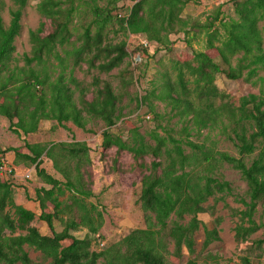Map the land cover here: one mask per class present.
<instances>
[{
    "label": "trees",
    "instance_id": "obj_1",
    "mask_svg": "<svg viewBox=\"0 0 264 264\" xmlns=\"http://www.w3.org/2000/svg\"><path fill=\"white\" fill-rule=\"evenodd\" d=\"M121 1L124 0H113L111 7L101 9L96 6L91 10L94 19L84 29L78 44H74L73 13L63 8V0H11L16 10L11 12L8 27L0 17V116L10 123L9 130L19 136L37 133L41 121H56L60 126L71 122L87 131L84 114L102 120L107 127L102 133L103 150L116 148L118 153L130 154L134 168L143 173L139 203L147 227L134 230L121 242L104 250H97L100 238L95 236L102 227V215L98 212L89 214L81 205L82 198H69L71 205L60 201L67 190L82 195L88 193L67 176L68 182H62L43 167L44 157L51 160L68 157L67 152L73 159L87 155L86 144L49 147L26 144L29 154H19L17 150L0 151V168L4 164L14 167L4 158L10 151L35 166L38 177L50 187L37 190L36 201L39 220L48 225L51 234L42 235L32 227L37 214L15 203L12 181L15 172L7 179L0 177V264H34L25 247L40 252L49 264H98L100 260L104 264H171L174 260L178 264H200L196 235L203 228L202 251L205 252L220 240L221 223L216 219L212 226H207L200 220V215L206 213L205 205L209 199L232 193L229 183L201 170L212 173L218 169V163H226L238 171L248 188V201H243L245 209L233 213L237 219L235 241L244 244L262 228L255 217L259 205L264 202V76L260 77V73H264V0H233L235 19H220L218 12L211 23L200 26V31L207 34V47L218 50L227 69H222L206 53L194 52L190 62L175 66L176 80L165 82L157 96L160 100L168 99L177 111L176 115L193 124L199 132L225 119L223 131L237 148L239 159L226 153H213L205 145L188 139L185 142L170 133L167 136L158 132L143 135L138 128L129 130L127 138L113 133L122 114L120 96L109 82L95 80L94 97L87 101L89 91L73 77V70L70 78L62 73L55 82L42 74L33 73L28 78L14 72L11 75L14 44L21 34V21L31 2H38L37 11L50 22L52 32L45 36L46 23L43 22L37 31L30 33L33 58H25L28 65H41L46 57L55 55L61 48L67 58H74V67L87 64L101 73L110 74L130 57L127 42L105 43L107 28L114 21L119 20L121 29L131 36L147 39V46L142 44L136 52L148 59H152L148 51L151 43L169 49L171 36L184 32L188 26L183 13L189 0H138L126 16H118V19L113 14ZM68 45H74L72 50L67 51ZM233 60L236 61L234 66ZM220 74H225L229 80L245 78L248 83L259 86V95L242 98L239 107L225 103L227 96L216 86V77ZM70 84L80 94L79 104ZM145 101L147 98L141 99L139 105ZM189 130L186 126L182 132L189 134ZM258 144H263V149L249 165L246 158L256 152ZM185 146L191 149L189 154ZM48 203L54 205L56 217L65 209L71 214L61 232L55 229L56 214L48 212ZM81 227L90 233L84 239L71 234ZM257 245L264 246V240L258 241ZM186 255L188 259L183 262ZM243 262L250 264L248 259Z\"/></svg>",
    "mask_w": 264,
    "mask_h": 264
},
{
    "label": "rangeland",
    "instance_id": "obj_2",
    "mask_svg": "<svg viewBox=\"0 0 264 264\" xmlns=\"http://www.w3.org/2000/svg\"><path fill=\"white\" fill-rule=\"evenodd\" d=\"M63 1V8L72 10L73 13L71 30L73 33L72 43L74 44H78L77 41L84 33V29L94 19L91 10L96 6L101 9L111 7L113 2V0ZM137 1L118 2L117 11L113 16L118 19L121 18L120 16H126ZM37 4L38 2H31L24 12L21 21V34L14 44L15 53L11 63V75L14 72L16 75L21 74L28 78L33 73L42 74L43 76L47 75L51 82H55L62 73L70 78V72L73 70V77L89 91L87 101H92L94 97L93 83L95 80L109 82L120 96L119 108L122 114L121 119L112 130L113 133L121 134L124 138L128 137L129 130L133 128H138L143 135L158 132L162 136H167V133H170L173 137L183 139L185 142L188 139L195 144L205 145L213 153H226L237 159L241 158L237 148L229 140L227 132L223 131V125L227 123L225 119H221L216 124L199 132L193 124L187 123L176 115L177 111L173 109L168 99L157 98L162 92L165 82L176 80L175 66L178 63L190 62L194 57V52L206 53L222 69H227L218 50L207 47L208 37L204 31H200V26L211 23L217 17L218 12L221 13L220 19H235L233 0H189L183 13V18L188 21L185 31L171 36L172 45L169 49L160 48L157 44L151 43L148 51L152 59L142 58L140 52H136L142 48V44H147V39L144 36H131L121 29L119 20L114 21L107 28L105 43L127 42L130 57L119 69H115L110 74L101 73L98 69L90 68L87 64L74 67V58H67L66 52L61 48L56 50L60 59L55 54L46 57L41 65H37V63L28 65L25 58H33L30 33L37 31L43 22L46 23L45 36L52 32L50 22L43 19L38 13ZM14 10L16 7L11 0H0V17L3 19L5 27L9 26L11 12ZM145 44L144 46H146ZM73 46H66L67 51L72 50ZM235 62L233 60V66ZM263 76L264 73L261 72L260 77ZM216 86L221 93L227 96L225 103L228 102L234 107H239L240 100L244 97L259 95V86L248 83L245 78L229 80L225 74H220L216 77ZM70 87L74 90L76 103L79 104L78 90L72 84ZM38 89L41 91V87ZM143 98H147V101L139 105V101ZM217 103H220V100ZM83 116L86 120L87 131L78 128L71 122L60 126L56 121H41L38 132L28 136H19L11 132L8 120L0 116V151L17 150L19 154H29L26 144H40L47 147L60 144H86L87 155L73 159L67 152L68 157H55L53 160L44 157L43 167L47 173L58 180L68 182L67 178H69L79 189L88 193L82 195L67 190L66 195L60 197V201L71 205L72 201L69 198L76 196L78 199L82 198L80 202L83 204L81 205H84L89 214L98 212L102 215V227L95 237L100 238V246L97 250H104L121 242L134 230L147 227L145 214L139 203L140 182L143 173L134 168L130 154L118 153L116 148L103 150L102 133L107 129L106 124L102 120L92 119L87 114ZM186 126H189L190 132L184 135L182 129ZM228 133L233 136L231 130H228ZM262 149L263 144H258L256 152L246 158V162L250 165L259 156ZM185 150L188 154L191 152L188 146H185ZM4 158L6 162L15 167L16 173L12 180L15 203L37 214L32 227L42 235L51 234L48 225L39 220L38 202L36 201V191L50 187L38 177L35 166L18 158L16 152L10 151ZM218 164V169L212 173L203 168L201 170L220 181L229 183L232 193L216 195L209 199L205 205L206 213L200 215V220L207 226H212L216 219L221 220L220 240L213 243L205 252L202 251L203 228L196 235V249L197 255L200 254V264H244V259H248L250 264H264V246L257 245L258 241L264 240V202L259 205L255 217L256 222L262 225L261 230L253 235L248 242L238 244L235 241L234 232L237 219L233 217V213L245 209L243 201H248V188L238 171L226 163ZM48 212L57 213L54 205L48 203ZM56 216L57 214L54 218L55 229L57 232H61L65 222L71 218V214L68 209H65L58 213V217ZM71 234L79 239L90 235L88 229L84 227ZM25 250L29 253L34 264H49V261L44 260L40 252L28 247H25ZM187 259L188 255L185 256L183 262H186ZM178 263L177 260L171 261V264ZM98 264H104V261L100 260Z\"/></svg>",
    "mask_w": 264,
    "mask_h": 264
},
{
    "label": "built area",
    "instance_id": "obj_3",
    "mask_svg": "<svg viewBox=\"0 0 264 264\" xmlns=\"http://www.w3.org/2000/svg\"><path fill=\"white\" fill-rule=\"evenodd\" d=\"M123 17V16H120ZM145 44V43H144ZM147 46V44H145ZM12 174V169L7 168L6 166H3L0 168V176L5 177Z\"/></svg>",
    "mask_w": 264,
    "mask_h": 264
},
{
    "label": "bare ground",
    "instance_id": "obj_4",
    "mask_svg": "<svg viewBox=\"0 0 264 264\" xmlns=\"http://www.w3.org/2000/svg\"><path fill=\"white\" fill-rule=\"evenodd\" d=\"M122 18V17H121ZM3 166H6L7 168H10V169H12V174L11 175H13V172H15V168L14 167H10L9 165H7V164H4ZM2 166V167H3ZM16 173V172H15ZM11 175H9V176H5V177H2V176H0L1 178H3V179H7V178H9ZM15 177V176H14Z\"/></svg>",
    "mask_w": 264,
    "mask_h": 264
}]
</instances>
